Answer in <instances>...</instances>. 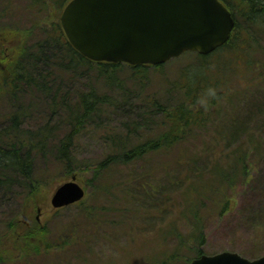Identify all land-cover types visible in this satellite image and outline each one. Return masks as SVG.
<instances>
[{
  "label": "rangeland",
  "instance_id": "374dc122",
  "mask_svg": "<svg viewBox=\"0 0 264 264\" xmlns=\"http://www.w3.org/2000/svg\"><path fill=\"white\" fill-rule=\"evenodd\" d=\"M2 5L0 0V10ZM21 8L14 2L13 10L7 12L10 15H3L0 24L28 28L31 19ZM257 45L250 56L260 60L264 58L262 37ZM195 59V53L172 59L166 72L188 66ZM82 76L69 74L67 83L58 81L69 91L71 106L77 94L90 86H103L107 92L101 93L118 100L116 89L96 80L94 71L86 70ZM118 79L124 80L125 87L131 86L128 72L120 73ZM158 82L153 76L144 93L154 94ZM256 89L219 101V109L207 115L206 124L172 150L149 153L132 167L113 166L102 171L100 178L91 179L94 166L112 148H119L118 136L124 137L126 146H134L159 133L155 120L143 123L145 112L141 114L139 108L134 107L130 114L124 110L111 113V104L104 105L101 117L111 123L110 138L102 137L103 123L94 119L79 132L71 151L72 161L82 168L76 182L83 188L84 204L58 211L52 208V195L71 177L53 161L49 140L46 157L36 155L31 165L32 176L39 181L37 190L31 183L29 187L14 184L5 200L0 197V236L7 218L38 217L37 223L49 232L48 241L54 247L48 253L30 256L25 264H191L199 257L198 251L208 256L236 253L248 260L264 256V82ZM24 94L26 98L17 106L24 115L23 126L30 132L41 130L50 117L47 101L34 88ZM16 105L10 106L9 96L0 102V130L8 126L2 120L5 116L9 120ZM58 112L59 116L67 113L64 109ZM56 120L54 116L50 125ZM130 122L137 128L126 137ZM69 127L59 123L53 139L63 137ZM245 154L244 175L237 172L232 178L220 179V173ZM29 189L35 192L32 202L25 199ZM224 199L230 202L221 214Z\"/></svg>",
  "mask_w": 264,
  "mask_h": 264
},
{
  "label": "trees",
  "instance_id": "16d2710c",
  "mask_svg": "<svg viewBox=\"0 0 264 264\" xmlns=\"http://www.w3.org/2000/svg\"><path fill=\"white\" fill-rule=\"evenodd\" d=\"M1 1L0 18L10 15L7 12L12 11L13 3L17 2L31 19V24L26 29L0 24V102L9 96L10 106L17 104L14 107L17 108L26 98L24 91L34 88L47 101L50 114L41 130L30 132L23 126L24 115L18 108L9 113L8 126L0 130V197L4 200L14 184L24 183L29 187L31 183L37 190L39 181L33 178L31 165L36 155L41 153L46 157L49 140V153L64 174L68 178L82 175V168L71 158L73 143L84 126L94 119L103 123L100 127L102 137L105 134L106 139L110 138L111 123L108 118L101 117L104 105L111 104V113L124 110L130 114L134 107L139 108L141 114L145 112L143 123L155 120L159 133L134 146H126L124 137L118 136L119 148H112L94 166L91 179L100 178L102 171H110L113 166L132 167L149 153L172 150L206 124L207 115L219 109V101L230 100L242 91L251 94L257 90L259 82H264V58L259 60L250 56L258 48V37L264 39V0H221L235 21L227 43L208 56L195 54L192 64L176 68L169 74L166 72L169 62L158 66H128L91 62L81 56L68 42L59 22L68 0ZM187 54L190 53L182 56ZM89 69L96 73V80L116 89L118 100L113 98L112 101L107 94L101 93L107 92L103 86L99 89L90 86L77 94L71 106L68 102L70 93L64 85L61 88V83L67 75L83 77L84 71ZM127 72L132 80L129 88L125 87L124 80L118 79L120 73ZM153 76L159 81V88L154 94H145ZM55 82L57 85L53 90ZM208 89H213L215 94L208 95ZM201 100L206 102L201 103ZM59 109L67 113L59 116ZM54 116L56 123L50 125ZM59 123L70 126L68 133L53 139V131ZM126 128L127 137L137 126L130 122ZM246 156L230 164L227 172L220 173V179L232 178L237 172L244 175ZM43 180L47 179L44 177ZM34 195V190L29 189L25 199L32 202ZM83 201L85 199L80 204H84ZM229 202L222 200L221 214ZM29 220L32 222L29 225L22 224L17 216L5 220V233L0 236V263L25 264L30 256L48 253L54 247L48 241L49 232L34 218ZM197 253V256L201 255L200 251Z\"/></svg>",
  "mask_w": 264,
  "mask_h": 264
},
{
  "label": "water",
  "instance_id": "95a60500",
  "mask_svg": "<svg viewBox=\"0 0 264 264\" xmlns=\"http://www.w3.org/2000/svg\"><path fill=\"white\" fill-rule=\"evenodd\" d=\"M59 21L84 58L130 66L161 65L185 52L207 56L228 41L234 28L220 0H70ZM75 179L56 189L50 200L54 209L83 199ZM191 264H264V256L248 260L222 252L201 255Z\"/></svg>",
  "mask_w": 264,
  "mask_h": 264
},
{
  "label": "clouds",
  "instance_id": "9594fccd",
  "mask_svg": "<svg viewBox=\"0 0 264 264\" xmlns=\"http://www.w3.org/2000/svg\"><path fill=\"white\" fill-rule=\"evenodd\" d=\"M214 90L213 89H208V95H214ZM205 100H201V103H205Z\"/></svg>",
  "mask_w": 264,
  "mask_h": 264
},
{
  "label": "flooded vegetation",
  "instance_id": "af4514ba",
  "mask_svg": "<svg viewBox=\"0 0 264 264\" xmlns=\"http://www.w3.org/2000/svg\"><path fill=\"white\" fill-rule=\"evenodd\" d=\"M7 94V92L5 93V95Z\"/></svg>",
  "mask_w": 264,
  "mask_h": 264
}]
</instances>
